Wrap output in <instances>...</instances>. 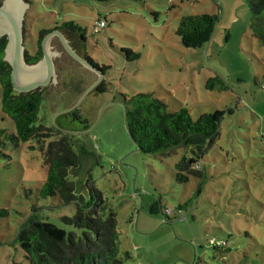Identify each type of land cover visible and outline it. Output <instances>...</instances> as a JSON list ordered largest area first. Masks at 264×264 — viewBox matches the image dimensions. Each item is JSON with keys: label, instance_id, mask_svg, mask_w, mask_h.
<instances>
[{"label": "rangeland", "instance_id": "374dc122", "mask_svg": "<svg viewBox=\"0 0 264 264\" xmlns=\"http://www.w3.org/2000/svg\"><path fill=\"white\" fill-rule=\"evenodd\" d=\"M26 2L25 51L34 53L41 30L73 22L83 30L84 41L61 30L71 48L105 68V92H91L73 111L61 114L96 76L61 55L52 37L58 82L47 87L38 118L72 135L76 153L82 146L98 159H83L81 170L69 179L86 196L83 183L90 175L89 185L115 216L119 255L129 254L123 264H264V40L254 34L247 3ZM200 14L217 17L211 39L200 48H185L175 33L179 20ZM104 19L105 26L94 34L95 21ZM121 49L139 58L128 61ZM136 93H152L169 111L185 108L192 120L223 112L219 135L200 159L203 179L189 176L185 184L174 179L176 163L193 157L190 148L166 156L136 151L125 130L120 96L129 99ZM73 112L87 128L73 122ZM0 130L14 134L1 109ZM35 146L30 141L15 147L7 140L0 145V211L6 212L0 216V264H29L15 237L32 208L58 227H64L61 216L75 212L74 205L62 206L57 197L39 196L47 165L31 149ZM153 203L160 204L158 213H150ZM180 206L186 208V221L176 214Z\"/></svg>", "mask_w": 264, "mask_h": 264}, {"label": "trees", "instance_id": "16d2710c", "mask_svg": "<svg viewBox=\"0 0 264 264\" xmlns=\"http://www.w3.org/2000/svg\"><path fill=\"white\" fill-rule=\"evenodd\" d=\"M3 0H0V5ZM107 2L109 0H94ZM251 12L252 28L259 39L264 40V0H244ZM105 22V19L103 20ZM217 17L200 14L182 17L175 31L180 43L185 48L196 49L209 43L214 31ZM54 29L64 30L70 34H78L84 41L83 30L73 22L64 23ZM53 29V30H54ZM52 31V30H51ZM49 30H41L35 41L34 53L25 51L26 61L37 62L41 56V40ZM99 33V32H98ZM97 34V33H94ZM7 37L0 38V109L8 116L14 126V134H6L0 130V145L7 140L15 147L20 143L35 142L37 149L47 165L46 181L38 189L41 198L57 197L62 206L74 205L72 216H61L64 227L43 220L38 209L32 208L31 214L22 222L16 233L15 241L29 264H123L129 258L128 252L121 258L118 251L119 233L116 220L101 193L89 185L90 175L83 183L87 189L86 196L69 179L70 174L78 173L84 163L83 159L97 158L87 154L82 146L76 153L73 150V136L61 133L39 120L38 113L44 98L45 88L29 93H16L11 84V67L3 61ZM127 60H137L138 54L121 49ZM131 56L133 58H131ZM86 60L102 73L105 68L94 63L84 51ZM105 84L100 83L96 93H104ZM121 96L125 106L126 125L144 154H160L166 156L179 147L190 148L193 157H182L175 165L174 179L185 184L188 177L204 178L200 159L219 135V125L223 117L222 111L212 114H201L192 120L185 108L169 111L165 102L152 93H136L129 99ZM74 122L87 128L76 112L71 114ZM88 163V162H87ZM160 211V204L153 203L150 213ZM185 213V206H180L176 214ZM0 211V216L5 215ZM168 216V215H167ZM187 216V215H186Z\"/></svg>", "mask_w": 264, "mask_h": 264}, {"label": "water", "instance_id": "95a60500", "mask_svg": "<svg viewBox=\"0 0 264 264\" xmlns=\"http://www.w3.org/2000/svg\"><path fill=\"white\" fill-rule=\"evenodd\" d=\"M25 2L26 0H3L0 5V38L7 37L3 61L11 67L12 88L16 93H29L57 84L58 75L55 72L53 58L58 56V53L49 49V41L55 36L63 51L72 60L96 76L95 80L82 92L75 103L61 112V114L69 113L77 108L89 93L96 90L103 79V73L76 53L59 29H54L44 35L41 40V58L33 64L28 63L25 58L23 25L25 11L28 9L29 3ZM122 106L127 136L135 146L136 151L139 152V146L135 143L126 125V109L123 104Z\"/></svg>", "mask_w": 264, "mask_h": 264}, {"label": "built area", "instance_id": "2783aa9c", "mask_svg": "<svg viewBox=\"0 0 264 264\" xmlns=\"http://www.w3.org/2000/svg\"><path fill=\"white\" fill-rule=\"evenodd\" d=\"M94 33H98L100 29H102L105 26V22L103 20H97L94 23ZM171 212H168V214ZM178 217L180 220H185L186 221V214L185 213H179Z\"/></svg>", "mask_w": 264, "mask_h": 264}, {"label": "flooded vegetation", "instance_id": "af4514ba", "mask_svg": "<svg viewBox=\"0 0 264 264\" xmlns=\"http://www.w3.org/2000/svg\"><path fill=\"white\" fill-rule=\"evenodd\" d=\"M81 42H83V41H81ZM62 48V47H61ZM84 50V49H83ZM62 51V53H61V55H65V56H67L69 59H71L64 51H63V49L61 50ZM84 52V51H83ZM80 54V53H79ZM81 56L83 57V58H85L84 57V53L82 54L81 53ZM60 58H61V56H60ZM59 58V59H60ZM86 59V58H85ZM72 60V59H71ZM75 64H78V63H76L74 60H72ZM48 88L47 87H45V91L47 90ZM45 95V94H44ZM74 122V121H73Z\"/></svg>", "mask_w": 264, "mask_h": 264}]
</instances>
